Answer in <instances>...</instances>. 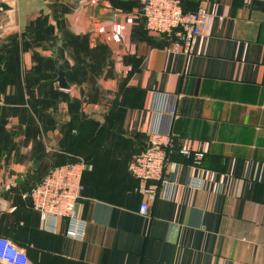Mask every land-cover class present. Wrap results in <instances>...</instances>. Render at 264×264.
I'll use <instances>...</instances> for the list:
<instances>
[{
	"label": "crops",
	"instance_id": "crops-1",
	"mask_svg": "<svg viewBox=\"0 0 264 264\" xmlns=\"http://www.w3.org/2000/svg\"><path fill=\"white\" fill-rule=\"evenodd\" d=\"M89 1L0 0V237L28 264H264V0H180L210 14L190 56L147 30L142 0ZM45 28L58 47H42ZM63 33L90 47H63ZM93 68L105 93L77 110ZM152 134L172 147L168 195L149 201L154 183L129 165ZM78 156L82 241L47 231L30 196Z\"/></svg>",
	"mask_w": 264,
	"mask_h": 264
},
{
	"label": "built area",
	"instance_id": "built-area-1",
	"mask_svg": "<svg viewBox=\"0 0 264 264\" xmlns=\"http://www.w3.org/2000/svg\"><path fill=\"white\" fill-rule=\"evenodd\" d=\"M87 4L94 7L97 0ZM142 14L147 30L159 36H175L169 51L184 56L194 54L197 40L210 20V14L204 6L186 13L179 0H142ZM171 147L170 135H149L147 149L136 155L129 165V171L136 179L154 183L144 190L149 201H154L160 195H168L169 182L164 180V172ZM180 153L190 154L187 150H181ZM87 167L83 160L58 166L50 170L32 190L30 196L33 209L39 213L47 231L57 233L64 223L65 235L68 238L84 240L88 224L79 214L78 204L83 198V175ZM157 183L163 185L162 192H159ZM190 186L203 189L205 181L194 178ZM140 213L149 214L147 203L142 205ZM0 261L8 264H28L29 257L25 249L10 239L0 237Z\"/></svg>",
	"mask_w": 264,
	"mask_h": 264
},
{
	"label": "rangeland",
	"instance_id": "rangeland-1",
	"mask_svg": "<svg viewBox=\"0 0 264 264\" xmlns=\"http://www.w3.org/2000/svg\"><path fill=\"white\" fill-rule=\"evenodd\" d=\"M43 32L44 34H43V39H42L43 41L42 47H58V45H60L58 41L52 42L51 37L48 35V29L45 28ZM59 37H60L61 42L63 41L65 42V46L63 47H90L88 45V42L85 39L72 38L71 36L66 35V33L60 34ZM93 47H102V46L95 45ZM93 57L95 58L96 61L101 59L102 62H104L102 58H107L105 53H101L99 51L94 52ZM105 74L106 73H104V71L101 68H93L91 80L89 79V77L86 78L88 80L86 84L83 83L81 77L79 78V81H81L82 84L80 83L76 85V90L80 92V89H81L83 99L81 98L80 102L74 101L75 108H77V110L80 109L82 102L85 103L86 105L87 104L93 105L101 100V97L105 93L104 83L102 81L104 79L102 77L106 76ZM59 100L67 101L70 104L73 103L72 101L67 99L65 96L59 97ZM0 102H1L0 105H4L5 100L3 97L0 98ZM75 159H76L75 161L83 160L82 157L80 156L76 157Z\"/></svg>",
	"mask_w": 264,
	"mask_h": 264
},
{
	"label": "water",
	"instance_id": "water-1",
	"mask_svg": "<svg viewBox=\"0 0 264 264\" xmlns=\"http://www.w3.org/2000/svg\"><path fill=\"white\" fill-rule=\"evenodd\" d=\"M55 62L57 63V83L59 88L62 90H70L71 87L67 82L63 64L58 58L55 59Z\"/></svg>",
	"mask_w": 264,
	"mask_h": 264
},
{
	"label": "trees",
	"instance_id": "trees-1",
	"mask_svg": "<svg viewBox=\"0 0 264 264\" xmlns=\"http://www.w3.org/2000/svg\"><path fill=\"white\" fill-rule=\"evenodd\" d=\"M180 1V0H179ZM181 2V4H182V7H183V10L186 12V13H188V12H193V11H196L197 9H198V7L196 8V9H194V10H188L184 5H183V3H182V1H180ZM141 13H142V3H141ZM175 37V36H174ZM147 147H148V144H147ZM147 147L145 148V150L147 149ZM144 150V151H145ZM143 151V152H144ZM169 152H170V150H169ZM142 153V152H141ZM140 154V153H139ZM77 161H75V162H72V163H76ZM68 164H70V163H68ZM65 165V164H64ZM60 166H62V165H60ZM131 173V172H130Z\"/></svg>",
	"mask_w": 264,
	"mask_h": 264
}]
</instances>
